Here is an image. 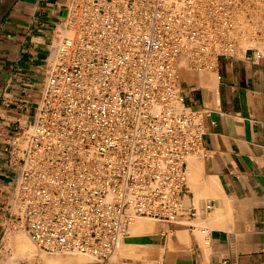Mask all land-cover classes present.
Here are the masks:
<instances>
[{
  "label": "built area",
  "instance_id": "built-area-1",
  "mask_svg": "<svg viewBox=\"0 0 264 264\" xmlns=\"http://www.w3.org/2000/svg\"><path fill=\"white\" fill-rule=\"evenodd\" d=\"M255 9L264 17V0H68L34 121L4 149L20 169L11 225L42 253L96 264L137 218L192 226L183 195L202 113L181 70L235 55Z\"/></svg>",
  "mask_w": 264,
  "mask_h": 264
},
{
  "label": "crops",
  "instance_id": "crops-1",
  "mask_svg": "<svg viewBox=\"0 0 264 264\" xmlns=\"http://www.w3.org/2000/svg\"><path fill=\"white\" fill-rule=\"evenodd\" d=\"M67 3L19 0L0 26V264H23V256L7 257L20 169L7 163L4 149L16 127L34 121ZM186 70V105L202 113L203 151L188 159L183 198L198 213L192 226L147 222L132 244L155 264L163 252L155 228L169 244L162 264H264V49L240 46L218 56L213 73Z\"/></svg>",
  "mask_w": 264,
  "mask_h": 264
},
{
  "label": "rangeland",
  "instance_id": "rangeland-1",
  "mask_svg": "<svg viewBox=\"0 0 264 264\" xmlns=\"http://www.w3.org/2000/svg\"><path fill=\"white\" fill-rule=\"evenodd\" d=\"M255 4H257V3H255ZM248 28L240 30L241 33L239 32L240 33V40H241L240 41V45L244 49L257 48V47L260 48V49H264V17L260 14L258 9L254 10V16L251 18V27L249 29ZM186 69L187 68H182V70H181L182 83H183V77H184L183 75H184L185 72H187ZM206 71L210 72V73L214 72L212 70L211 71L210 70L209 71L206 70ZM200 72H202V71H200ZM140 220H142V221H140ZM135 222H136L137 225L142 224V223L146 224L148 222V223H151V225H153V226H154L155 223H157V221H154V220H151V219H148V218H138V219H136V221H134V223ZM15 231H16V232H14L15 235H17V236H19L21 238H28L29 239V237L25 234V232L23 230H21V229L17 230L16 229ZM139 234H136L134 232L133 236L136 237ZM152 236H153V238L156 241H159V243H161V248H162V250L164 252V253L162 252L161 257L157 260V262L155 264H162L163 261H169L168 257H167V248L169 247V244L166 242V237L163 236L162 234H159L157 231H155V228H154V231L152 233ZM169 239H171V236H170ZM124 240H126L127 243H129V242H133L134 239H131V241H130V235L128 233V235L124 238ZM29 241H30V239H29ZM125 248L127 250L131 249L128 246H126ZM133 248H134L135 253L138 254L136 252V246H134ZM35 253H36L35 254L36 257L34 259H32V260H29V259L27 260L26 257L25 258L23 257L22 258L23 264H48V263L52 264V263L49 262V260H47V258L51 259L50 256H49L50 254H46V253H42L41 254L36 246H35ZM45 255H47V256H45ZM20 256H22V255L19 254L18 257H20ZM62 256H64V255H62ZM7 257H8V260H12L13 259L14 255H13L11 250H8ZM51 257L56 258L58 256H56V255L52 256L51 255ZM139 258H140V264H147L148 263L147 261H145L143 259V257L141 255H139ZM149 264H152V263L150 262Z\"/></svg>",
  "mask_w": 264,
  "mask_h": 264
},
{
  "label": "bare ground",
  "instance_id": "bare-ground-1",
  "mask_svg": "<svg viewBox=\"0 0 264 264\" xmlns=\"http://www.w3.org/2000/svg\"><path fill=\"white\" fill-rule=\"evenodd\" d=\"M198 166H199V164H198ZM187 167H188V165H187ZM140 221H142V220H140ZM144 229H145V223H142V224H139V225H137L136 222L133 223L131 225V227H130V230H129L130 241H131V239L134 238V236H133L134 232L136 234H139ZM14 232H16V231H14ZM8 237H9V240H8V243H7V247H8L9 250L12 251V253L14 255L13 259L12 260H9V261L16 260L17 257L19 256V254H21L24 258L26 257L27 260L28 259L29 260H32V259H34L36 257V255H35L36 254L35 253V246L36 245H34L31 240L29 241L28 238H21V237H19L17 235H13L12 236L11 234ZM126 246H128L131 249L130 250H127L125 248ZM133 247H134V245L132 244V242L127 243V241L124 240V238L121 239L120 242H119V244H118L117 251L110 258V261H109L108 264H140L139 255L135 253ZM40 253L42 254V252H40ZM22 256H20V257H22ZM45 256H47V255H45ZM49 256H50L51 259H48L47 258V260H49V262L52 263V264H96L95 262H93L89 258H86V257H83V256H79V255H64V256H62V255H56V256H58L56 258L51 257V255H49Z\"/></svg>",
  "mask_w": 264,
  "mask_h": 264
},
{
  "label": "water",
  "instance_id": "water-1",
  "mask_svg": "<svg viewBox=\"0 0 264 264\" xmlns=\"http://www.w3.org/2000/svg\"><path fill=\"white\" fill-rule=\"evenodd\" d=\"M19 0H0V26L2 25L5 17L10 12L12 7L18 2Z\"/></svg>",
  "mask_w": 264,
  "mask_h": 264
}]
</instances>
